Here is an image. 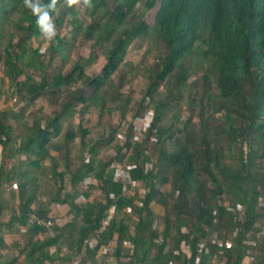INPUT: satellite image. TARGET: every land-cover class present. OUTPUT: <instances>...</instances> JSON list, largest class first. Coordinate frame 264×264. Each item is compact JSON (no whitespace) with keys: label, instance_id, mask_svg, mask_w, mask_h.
Masks as SVG:
<instances>
[{"label":"trees","instance_id":"16d2710c","mask_svg":"<svg viewBox=\"0 0 264 264\" xmlns=\"http://www.w3.org/2000/svg\"><path fill=\"white\" fill-rule=\"evenodd\" d=\"M0 66V264H264V0H0Z\"/></svg>","mask_w":264,"mask_h":264},{"label":"clouds","instance_id":"9594fccd","mask_svg":"<svg viewBox=\"0 0 264 264\" xmlns=\"http://www.w3.org/2000/svg\"><path fill=\"white\" fill-rule=\"evenodd\" d=\"M26 2H27V0H26ZM31 8H32V11L34 12V13H36V12H39V6L38 5H36V4H31V5H29ZM45 16H47V13H45L44 14ZM41 19V17H37V21L39 22V20ZM66 27H68V26H66ZM68 28H70V27H68ZM67 29L65 28V27H63L62 28V32L63 31H66ZM61 36L66 40V38L67 37H64L62 34H61ZM36 43V42H35ZM36 46H38V44L36 43ZM35 46V47H36ZM47 45L46 44H43V49H42V51L45 49V47H46ZM141 122H145V126H144V129H139L138 128V123H141ZM135 125H136V129L138 130V131H141V130H146V128L150 125V120H148V119H145V120H138L136 123H135ZM245 149L246 148H244V152H245V154L247 153V150L245 151ZM119 172H124V171H122L120 168H118V170H117V174L119 175ZM121 177V176H120ZM128 183H129V181H128ZM63 206H66V205H63ZM56 207H60V206H56ZM69 209V208H68ZM111 212V214L113 213V210H111L110 211ZM68 213H69V211H68ZM50 217L52 218V220H49L48 222H46V226H50L51 224H52V221H57V222H60L57 218H55V217H53V215H52V212L50 213ZM112 220V216L109 218V221H111ZM109 221H107L108 223H110ZM92 243V241H90L89 242V244H91ZM247 243H250L251 244V247L253 248L254 246H255V243H253L252 241H248ZM246 243V244H247ZM92 248H93V244H92ZM256 248H255V250H254V253L247 259V261H248V264H253L255 261V259H256Z\"/></svg>","mask_w":264,"mask_h":264},{"label":"rangeland","instance_id":"374dc122","mask_svg":"<svg viewBox=\"0 0 264 264\" xmlns=\"http://www.w3.org/2000/svg\"><path fill=\"white\" fill-rule=\"evenodd\" d=\"M68 36H69L68 35V30L64 31V37H68ZM43 44H47V43H43ZM33 46L35 47L36 46V43H33ZM140 51H141V54H144V49H140ZM136 53H137V51H136ZM130 57L133 58V59H135V60H137V61L140 60V55L131 54ZM148 59H150V56L148 57ZM0 74H2V66H0ZM136 97H139V96L136 95ZM6 101H9V99H6ZM40 108L42 109V112L44 111L46 114H49L50 113V110L49 109H47L46 107L40 105L39 103H37L35 105L34 110H37V109H40ZM85 117H87V118L90 117V120L92 122L94 121V118H93V114L92 113L87 114ZM118 121H119V117L114 118V122L115 123H117ZM69 122H71L73 125H76L78 123V119L75 117V118L71 119ZM144 126H145V122L138 123V128L139 129H144ZM245 151H246V149H245ZM106 154H108V153H106Z\"/></svg>","mask_w":264,"mask_h":264},{"label":"crops","instance_id":"0c3cea01","mask_svg":"<svg viewBox=\"0 0 264 264\" xmlns=\"http://www.w3.org/2000/svg\"><path fill=\"white\" fill-rule=\"evenodd\" d=\"M51 210L53 217L57 218L60 222L67 220L69 211L67 206L53 207Z\"/></svg>","mask_w":264,"mask_h":264},{"label":"built area","instance_id":"2783aa9c","mask_svg":"<svg viewBox=\"0 0 264 264\" xmlns=\"http://www.w3.org/2000/svg\"><path fill=\"white\" fill-rule=\"evenodd\" d=\"M119 176H121V178H124L126 183H128V177L126 176V174L124 172L123 173L119 172ZM106 224H108V223H106Z\"/></svg>","mask_w":264,"mask_h":264},{"label":"bare ground","instance_id":"6f19581e","mask_svg":"<svg viewBox=\"0 0 264 264\" xmlns=\"http://www.w3.org/2000/svg\"><path fill=\"white\" fill-rule=\"evenodd\" d=\"M86 191H87V190H86ZM85 194H86V193H85ZM187 200H188V199H187ZM232 245H233V244H232ZM232 245H231V246H232Z\"/></svg>","mask_w":264,"mask_h":264}]
</instances>
